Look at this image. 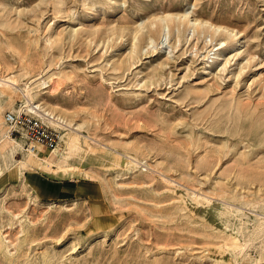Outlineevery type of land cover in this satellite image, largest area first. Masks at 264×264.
I'll use <instances>...</instances> for the list:
<instances>
[{
  "label": "rangeland",
  "instance_id": "1",
  "mask_svg": "<svg viewBox=\"0 0 264 264\" xmlns=\"http://www.w3.org/2000/svg\"><path fill=\"white\" fill-rule=\"evenodd\" d=\"M0 74L33 91L0 88V264H264V0H0Z\"/></svg>",
  "mask_w": 264,
  "mask_h": 264
},
{
  "label": "built area",
  "instance_id": "2",
  "mask_svg": "<svg viewBox=\"0 0 264 264\" xmlns=\"http://www.w3.org/2000/svg\"><path fill=\"white\" fill-rule=\"evenodd\" d=\"M7 123L11 137L23 139L26 152H36L39 148H43L45 155L46 150H54L61 143L60 132L50 128L33 115L24 112L19 115L9 113Z\"/></svg>",
  "mask_w": 264,
  "mask_h": 264
},
{
  "label": "bare ground",
  "instance_id": "3",
  "mask_svg": "<svg viewBox=\"0 0 264 264\" xmlns=\"http://www.w3.org/2000/svg\"><path fill=\"white\" fill-rule=\"evenodd\" d=\"M188 19V16L186 14L184 15H181V17L179 18V22L181 24H183L184 20ZM172 20V19H171ZM161 22H168V18H161L160 19ZM170 22V21H169ZM190 22V21H189ZM190 26L194 29V31L199 27L202 26V23L199 21V20H194L192 21L191 23H189ZM162 27V26H161ZM216 29H213L212 32H214ZM217 31V30H216ZM211 34V33H210ZM215 34V32H214ZM214 34H211L213 36H215ZM39 82V81H38ZM35 83V82H34ZM22 87L21 85H19V83L16 81V79H13V78H9L7 77L6 75H2L0 74V88H5V89H9V90H12V91H15V92H20L21 90L23 91V88H24V94H26L25 96H32V89L29 85H25V87L23 88H20ZM45 89V87H44ZM23 93V92H22ZM47 95V94H46ZM33 97H34V94H33ZM29 99V98H28ZM27 99V100H28ZM33 99V98H32ZM31 100V99H30ZM43 102V101H42ZM47 102V101H46ZM22 104V103H21ZM22 107V105H21ZM21 107L19 109H21ZM33 110H38L36 113L37 114H41L40 116H42L43 118H46L47 121H49L50 124L54 125V126H57L59 128H63V127H67V120L65 119V117H62L61 115H57L56 113H54L53 110L51 109H48V108H45L43 106L42 103L40 104H37L36 107H33ZM26 113V114H30V115H33L35 116L36 118H39V116L37 114H35V112L29 110V111H17L15 113H10V114H15V115H19V114H22V113ZM9 114V113H8ZM5 115L4 117V122L5 124L9 127L8 123H7V115ZM63 114V113H62ZM67 118V117H66ZM40 119V118H39ZM43 121V120H42ZM44 122V121H43ZM50 128H51V125L46 123ZM70 125V123H69ZM71 127V125H70ZM68 128V127H67ZM69 129V128H68ZM71 129V128H70ZM77 131V130H76ZM9 138L11 140H17V138H14V137H11L10 135V132L11 130L9 129ZM3 139V138H2ZM20 139V138H18ZM23 140V139H21ZM61 142H62V139H61ZM24 143V141H23ZM24 147V145H23ZM60 146H57L54 150H51L50 151V156L48 155V158H51L53 157V154H51L52 152H55L57 151V149L59 148ZM26 152V151H25ZM28 153V157L30 159H40L39 157L40 156H44V149L43 148H39L36 152H33V151H30V152H27ZM128 162V161H127ZM126 160L123 161V164L127 163ZM20 163V162H19ZM18 163V164H19ZM23 165H28V161H24V163H22ZM38 164V163H36ZM38 166H41V164H38ZM27 167V166H26ZM78 171H70V172H66V171H63L62 173L64 174L63 176H69V177H72L74 178V173H76ZM54 205H57L56 203H52L51 206H54ZM237 244V243H236ZM236 248V247H235Z\"/></svg>",
  "mask_w": 264,
  "mask_h": 264
},
{
  "label": "crops",
  "instance_id": "4",
  "mask_svg": "<svg viewBox=\"0 0 264 264\" xmlns=\"http://www.w3.org/2000/svg\"><path fill=\"white\" fill-rule=\"evenodd\" d=\"M37 182V184H36ZM69 182L72 181H59L52 180L50 181L48 178H43L40 183L36 181H32L35 190L37 191L40 197L46 199H59V200H67L65 197L69 195L76 194L78 187H73Z\"/></svg>",
  "mask_w": 264,
  "mask_h": 264
},
{
  "label": "trees",
  "instance_id": "5",
  "mask_svg": "<svg viewBox=\"0 0 264 264\" xmlns=\"http://www.w3.org/2000/svg\"><path fill=\"white\" fill-rule=\"evenodd\" d=\"M70 185H72L74 188L76 187L73 183H70ZM73 197H74V195H69V196L65 197V199H71Z\"/></svg>",
  "mask_w": 264,
  "mask_h": 264
}]
</instances>
